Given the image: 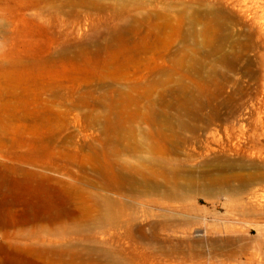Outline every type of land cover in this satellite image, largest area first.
Masks as SVG:
<instances>
[{"label": "bare ground", "instance_id": "bare-ground-1", "mask_svg": "<svg viewBox=\"0 0 264 264\" xmlns=\"http://www.w3.org/2000/svg\"><path fill=\"white\" fill-rule=\"evenodd\" d=\"M113 1L13 0L14 5L6 9L10 24L0 29L4 49L0 51V149L9 161H0V230L5 246L16 249L18 264H92L101 259L128 264L115 261L109 254H96L93 249L78 250L73 241L83 237L88 230L86 224L104 230L127 226L135 220L134 213H127L134 209L122 200L125 196L142 198L148 207L166 209L171 207L170 203L150 198V194L165 196L175 203L185 198L179 183L184 163L170 149L179 145L180 131L211 134L218 140L264 137V99L254 97L243 86V77L253 73L250 53L264 43V0H178L177 26L173 28L180 40V79L174 92L178 102L168 105L163 116L151 105L141 117L151 128H166L156 135L151 130L144 135L146 140L156 136L151 146L146 147L145 140L137 141L136 128L126 126L134 115H124L123 105L136 98L119 87L116 79L122 58L127 65L137 54L150 52L166 39L163 29L171 21L166 19L160 24V13L155 15L157 19H153L145 36L138 25L100 28L102 18L94 22L87 15L93 21L98 41L96 49L81 53L89 69L80 77L86 90L78 92L74 101L72 93L63 92L59 84L50 90L47 99H42L43 91H28L31 84L73 79V43L66 20L82 17L78 6L105 11L108 22L118 23L120 12L146 3ZM42 3L50 7L45 9ZM23 8L40 10L37 17L48 16L52 24L59 22L58 12L64 14V29L54 32L47 46L49 50L54 43L61 46L59 53L37 50L32 29L17 28L19 24L25 26L20 13ZM2 17L7 18L4 14ZM258 54L264 69V51ZM68 102L106 111L98 114L93 109L86 114L88 119L101 123L100 137L88 146L77 145L69 138L43 136L45 131L53 134L64 115L53 108ZM169 110L174 111V117ZM250 122L254 123L253 128L246 127ZM234 125L240 128L236 131ZM143 148L153 155L140 166L123 159L125 155L138 156ZM81 149H87V155H82L84 163L76 161ZM192 176H188L189 184L194 182ZM161 177L164 185L157 181ZM262 180L264 174L253 175L242 179L240 187L245 190ZM208 184L212 188L220 181L213 176ZM196 187L197 194L209 191ZM226 188V194H241ZM125 217L130 221H123Z\"/></svg>", "mask_w": 264, "mask_h": 264}, {"label": "rangeland", "instance_id": "rangeland-1", "mask_svg": "<svg viewBox=\"0 0 264 264\" xmlns=\"http://www.w3.org/2000/svg\"><path fill=\"white\" fill-rule=\"evenodd\" d=\"M143 1L146 3L135 4L131 7V11L120 12L118 23L108 22L105 11L99 12L78 6L76 9L82 17L78 20L74 18L66 20L73 43L70 52L75 67L71 69L73 79L60 78L51 82L31 84L28 91H43L42 99H47L50 97V90L57 88L55 85L59 84L63 92L72 93L74 101L78 97V92L86 90L87 85L80 77L89 69L87 70V62L81 53L82 50L96 49V41H98L93 21L88 19L87 15H90L94 22L102 18L100 28L112 27L115 24L138 25L141 27V35L145 36L153 26L155 15L160 13V19L156 18L160 24H164L166 19L171 21V24L163 29L166 39L158 42L150 52L137 54L135 60L127 65H124L125 60L122 58L118 64L116 79L119 87L124 91H130L136 98V101L123 105L124 115H134L126 126L135 127L136 140L139 142L145 140L147 147L156 142V136L146 140L144 135L149 130L156 135L159 130L166 131V128H151L141 117L147 113L151 105L155 106L157 112L162 113L163 116L168 105L178 102L174 92L178 89L180 79V40L176 38L177 32L173 28L177 26L179 2L178 0ZM105 2L114 1L105 0ZM13 5V0H0V29L10 24L6 9ZM42 6L45 9L50 7L47 3H42ZM20 13L25 26L19 24L17 28L32 29L37 39L36 49L59 53L61 46L54 43L50 50L47 46L50 43L49 37L54 32L56 34V31L64 29L62 22L64 14L58 12L59 22L55 21L52 24L48 16H42L41 19L37 17L40 10L23 8ZM3 14L7 18H3ZM2 50L4 49L0 41V51ZM259 51H264L263 42L258 50L250 53L249 61L252 63L253 73L243 77V86H247L249 93L254 97L264 99V69L259 64ZM53 109L64 115L60 118L59 126L54 128V133L45 131L43 136L69 138L77 145L85 146L100 137L101 123L88 119L86 114L93 109L94 113H106L105 109L77 106L72 102L55 106ZM169 112L172 117L175 116L173 110ZM245 125L254 127L252 122ZM234 128L237 131L240 126L234 125ZM180 132L179 145L170 149L174 150L184 163L183 170L186 176L183 173L179 183L183 186L185 198L175 203L165 196L150 194V198L154 197L170 203L171 207H167V210L166 207L154 205L148 207L142 198L125 196L122 200L134 209V212L129 209L127 213H134L135 220L130 221V218L125 217L123 221H130L127 226L123 223L124 226L115 229L109 227L104 230H100L94 224H86L90 231L87 230L83 237H77L73 241L77 249L81 251L86 248L93 249L96 254L101 252L109 254L115 258V261L124 260L128 264H264V180L245 190L240 187L242 179L264 174V137L237 136L218 140L211 134L193 135L185 131ZM81 150L76 161L84 163L85 159L82 155H87V149ZM4 154L0 149V161L8 162L6 157L3 158ZM152 155L151 151L149 153L147 148H143L138 156L125 155L123 159L140 166L147 159H151ZM189 174L193 175L192 184L187 182ZM213 176L220 181V185L210 188L208 183ZM157 181L164 185L162 177ZM196 186L209 191L206 194H197L194 190L198 188ZM226 187L240 191L241 194H226L224 193ZM97 190L102 191L99 188ZM72 197L76 198V194L72 193ZM78 206L81 207L82 204ZM70 208L74 209V206ZM60 231L62 233L63 229L61 228ZM2 232L0 230V264H18L16 249L5 246ZM100 261L92 264H112L109 260Z\"/></svg>", "mask_w": 264, "mask_h": 264}]
</instances>
